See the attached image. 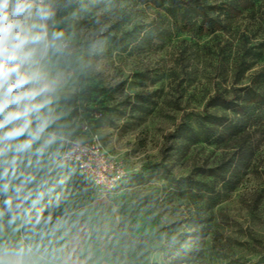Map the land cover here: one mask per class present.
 Here are the masks:
<instances>
[{"label":"rangeland","instance_id":"rangeland-1","mask_svg":"<svg viewBox=\"0 0 264 264\" xmlns=\"http://www.w3.org/2000/svg\"><path fill=\"white\" fill-rule=\"evenodd\" d=\"M184 1L43 0L48 18L21 17L44 37L21 69L39 77L22 102L38 110L0 140V171L32 170L26 153L48 137L95 141L125 178L97 191L78 173L76 186L69 164L37 157L53 204L39 223L75 225L123 264H264V0L229 19L225 0ZM214 94L236 100L208 104Z\"/></svg>","mask_w":264,"mask_h":264},{"label":"crops","instance_id":"crops-1","mask_svg":"<svg viewBox=\"0 0 264 264\" xmlns=\"http://www.w3.org/2000/svg\"><path fill=\"white\" fill-rule=\"evenodd\" d=\"M56 145L52 137L34 143L24 162L32 164L28 172L19 169L21 161L15 170L13 164L0 171V264H123L106 241L93 242L87 231H78L75 225L64 220L47 224L39 223L40 218L27 220L41 193L37 157H41L40 165L51 164L46 157L50 152L57 156L61 145Z\"/></svg>","mask_w":264,"mask_h":264},{"label":"clouds","instance_id":"clouds-1","mask_svg":"<svg viewBox=\"0 0 264 264\" xmlns=\"http://www.w3.org/2000/svg\"><path fill=\"white\" fill-rule=\"evenodd\" d=\"M33 8L39 18H48L49 11L43 6V0H0V101H3L0 102V115H3L8 107L23 108L22 111L3 115L0 128L16 121H25L23 128L10 130L0 137V140H15L24 135L29 113L38 110L36 105L29 108L27 104L22 103L34 100L39 94L36 91L24 90L26 86L37 82L39 77L36 74L25 75L21 71L33 54L32 51L26 50V47L39 44L44 39L43 36L32 33L20 19L32 15ZM32 27L35 28L36 25ZM40 130L42 129H38ZM29 135H32L33 139L38 138L31 133ZM30 146V142H25L18 145L17 150L22 151Z\"/></svg>","mask_w":264,"mask_h":264},{"label":"built area","instance_id":"built-area-1","mask_svg":"<svg viewBox=\"0 0 264 264\" xmlns=\"http://www.w3.org/2000/svg\"><path fill=\"white\" fill-rule=\"evenodd\" d=\"M63 148L58 160L76 165L97 191H110L125 175L116 164L108 161L95 141H79L63 138Z\"/></svg>","mask_w":264,"mask_h":264},{"label":"trees","instance_id":"trees-1","mask_svg":"<svg viewBox=\"0 0 264 264\" xmlns=\"http://www.w3.org/2000/svg\"><path fill=\"white\" fill-rule=\"evenodd\" d=\"M255 1H260V0H225V3H223L222 6V10H221V14L222 16H224V18L229 19L232 17H236L238 16L242 10H247L249 8L252 7L253 3ZM180 2H185L184 0H180ZM204 14V13H203ZM204 18L206 20H208V22L217 29L222 28V25L215 21L214 19H211L209 17H207V15H204ZM233 100L236 99H225L222 96H220L219 94H214L210 100L208 101V104H217V105H221L223 107H229L230 105L233 104ZM217 124L218 125H225V128L227 130H229L230 133L232 134H236L239 130V125L233 123V122H229V123H225L226 120L223 119V117H218L217 119ZM72 138V137H69ZM74 139V138H73ZM60 152L57 154V156L55 157L56 159V163H66L69 164L70 166L66 168V171L69 172L73 178H79V181L77 179L75 185L78 186L80 185L82 182L80 181V177H78V173L81 176L82 179L86 180L87 182H89L84 176L81 175V173L79 172L78 168L76 167V165H74L73 163L70 162H65V161H61L58 160L59 155L62 151L63 148V143L62 141H60ZM125 178V177H124ZM81 179V180H82ZM90 183V182H89ZM91 184V183H90ZM36 207L32 208L30 211L27 212V220H32L34 218H41L44 216L45 212L49 209H51L53 207V204L51 202H44L41 198H39L36 203H35Z\"/></svg>","mask_w":264,"mask_h":264}]
</instances>
